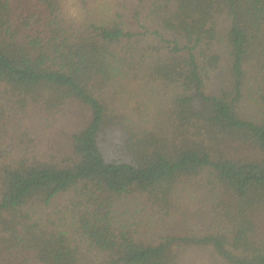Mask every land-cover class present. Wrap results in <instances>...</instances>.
I'll use <instances>...</instances> for the list:
<instances>
[{"label": "trees", "instance_id": "1", "mask_svg": "<svg viewBox=\"0 0 264 264\" xmlns=\"http://www.w3.org/2000/svg\"><path fill=\"white\" fill-rule=\"evenodd\" d=\"M80 2L0 0V264H264V0Z\"/></svg>", "mask_w": 264, "mask_h": 264}, {"label": "rangeland", "instance_id": "2", "mask_svg": "<svg viewBox=\"0 0 264 264\" xmlns=\"http://www.w3.org/2000/svg\"><path fill=\"white\" fill-rule=\"evenodd\" d=\"M87 3H88V6L89 5H91V2H90V0H84V3H82V2H80V4H81V6L82 7H84V8H87L88 6H87ZM77 7H79V6H76L74 3L72 4V2H70V7H69V16L68 17H70V18H73L74 16H75V14H76V9H77ZM80 8V7H79ZM81 9V8H80ZM133 86H136L135 84H132ZM63 200V199H62ZM57 203H58V201H57ZM59 203H61L62 204V201L61 200H59ZM208 264V263H207Z\"/></svg>", "mask_w": 264, "mask_h": 264}]
</instances>
